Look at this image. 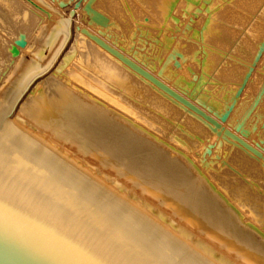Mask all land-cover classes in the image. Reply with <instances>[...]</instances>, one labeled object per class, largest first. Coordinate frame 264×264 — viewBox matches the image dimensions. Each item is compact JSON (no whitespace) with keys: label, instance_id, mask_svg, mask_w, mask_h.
<instances>
[{"label":"bare ground","instance_id":"1","mask_svg":"<svg viewBox=\"0 0 264 264\" xmlns=\"http://www.w3.org/2000/svg\"><path fill=\"white\" fill-rule=\"evenodd\" d=\"M31 81L23 128L211 264H264V0H0V98Z\"/></svg>","mask_w":264,"mask_h":264},{"label":"water","instance_id":"2","mask_svg":"<svg viewBox=\"0 0 264 264\" xmlns=\"http://www.w3.org/2000/svg\"><path fill=\"white\" fill-rule=\"evenodd\" d=\"M0 264H211L0 119Z\"/></svg>","mask_w":264,"mask_h":264},{"label":"rangeland","instance_id":"3","mask_svg":"<svg viewBox=\"0 0 264 264\" xmlns=\"http://www.w3.org/2000/svg\"><path fill=\"white\" fill-rule=\"evenodd\" d=\"M80 2H81V0H75V4H80ZM73 3L74 2H72L71 4H73ZM62 7H65V5L62 6ZM2 21L6 22L5 21V17H3ZM26 33L29 34L28 31H26ZM25 41L28 42L27 45H26V47H27L28 44H31L32 40L26 38ZM58 41H59V39L56 41V43L54 44V47L51 50V53H52L51 56L52 57L54 56V54L57 52V50L59 48L58 47V43H59ZM25 44L26 43H24V44L22 43V48H25ZM56 45H57V47H56ZM27 50L26 51L24 50V52H23L24 53L23 56H24L25 60L26 59L29 60L28 58L32 54V52H28ZM61 53H63V50H62V52H60V54L55 59L54 66H55L56 62L59 61L58 59H60ZM52 57L50 58V53L48 52L43 57V60H41V62L37 63L38 64V69L37 70H40L41 68H44V66H46V63L48 61H50L52 59ZM49 58H50V60H49ZM51 67L53 68V64L48 67L47 71H49V70L51 71ZM28 68H30V67L28 66ZM32 84H33V81H31L28 84L22 86V88H19V89L16 88L17 91H15V92H14L15 87L12 85L13 88L12 87L10 88V90H12V91L9 92V95L6 98L5 97L0 98V119H3L5 121L10 122L15 127H17L19 130H21L22 132H24L28 136L32 137L33 139H35L37 142H39L40 144H42L43 146H45L46 148L51 150L53 153H55L56 155L61 157L63 160H65L66 162H68L69 164H71L72 166H74L75 168H77L78 170L83 172L85 175H87L88 177H90L91 179H93L94 181L99 183L101 186H103L104 188H106L107 190H109L110 192H112L113 194H115L117 196L116 192L110 187V184H109L110 182L108 181L109 179L108 180H103V179H101V177L99 175H93V173H92V172H94V170H92L93 167L90 168V167H87L85 164H82L83 162H81V161L77 162V161H72L71 159H69L67 157V154L66 155L64 154V150H60L59 151L60 148L58 149V147H56V145H52L51 143H49L47 141L46 135H43V134H42L43 136L39 135L43 131H39L40 133L36 134V132L33 129L23 128L21 126V124L27 119V118L24 119L22 116H19L20 115L19 111L24 109V107H25V105L21 106V103H22V100L25 97V95L30 90ZM37 97H38L37 95H35L33 98L29 97L28 106L31 105L30 103L34 102L37 99ZM22 118L24 119V121H23ZM122 200H124L125 202H127L128 204L131 205L130 201H126L125 199H122ZM169 232H172V231L169 230ZM195 246L191 247V248L194 250Z\"/></svg>","mask_w":264,"mask_h":264}]
</instances>
